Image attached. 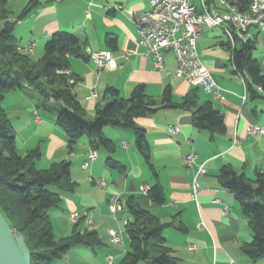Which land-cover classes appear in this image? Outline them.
I'll use <instances>...</instances> for the list:
<instances>
[{
	"label": "crops",
	"instance_id": "0c3cea01",
	"mask_svg": "<svg viewBox=\"0 0 264 264\" xmlns=\"http://www.w3.org/2000/svg\"><path fill=\"white\" fill-rule=\"evenodd\" d=\"M189 3L198 13L203 6L209 12L222 10L217 0ZM28 7V13L21 17ZM5 8L7 20L14 23L13 34L21 52L31 58L42 55L45 44L57 32L78 37L84 58H69L70 72L79 78L72 90L88 118H93L96 108L108 101L104 94L109 87L127 98L134 87L143 85L147 96L159 102L165 87L170 86L174 104L181 103L193 87L175 75L176 61L171 51H164L163 69L157 70L152 56L138 45L135 16L150 9L148 0H6ZM3 25L4 21H0V29ZM250 31L254 43L252 58L264 73V33L256 27ZM107 38L115 40L113 48ZM237 42L232 43L218 28H202L197 40V50L222 96L215 98L198 89V104L211 102L223 115L225 131L209 134L194 127L190 111L160 108L135 119L136 125L144 129L147 162L131 129L105 126L102 133L111 149L98 146L95 160L84 169L82 164L91 149L88 138H80L68 151L66 134L55 124V112L38 109L37 94L27 86L6 93L2 107L14 129L17 152L24 155L37 148L41 153L36 162L39 169L54 162H70L75 189L60 193V202L49 210L55 237L71 234L78 221L72 223L69 216L78 213V230L95 231L100 239L94 247L70 248L51 264H119L129 250V239L124 234L129 219L124 205L128 196H134L138 206L161 223H172L163 230L162 237L177 264H264V258L251 260L242 253L241 247L251 242L252 233L233 194L221 188L218 180L223 166L251 181L257 171L264 172V133L247 132L250 125L264 129V98H252L243 77L235 74L231 52L239 46ZM30 45L33 50L27 53ZM89 51L111 52L116 68L96 69ZM255 52L261 54L254 56ZM92 92L97 94L94 99ZM172 127L177 130L171 132ZM192 152L197 157L188 166L184 158ZM108 159L116 167H111ZM201 165L206 172L196 178L198 194L194 199L192 187ZM98 179L104 180L105 185L99 186L95 182ZM154 185L163 192L160 205L152 203L148 190H142ZM111 194L120 195L122 210L117 218L108 212ZM87 221L92 223L88 225ZM108 229L120 233L121 244H112Z\"/></svg>",
	"mask_w": 264,
	"mask_h": 264
},
{
	"label": "trees",
	"instance_id": "16d2710c",
	"mask_svg": "<svg viewBox=\"0 0 264 264\" xmlns=\"http://www.w3.org/2000/svg\"><path fill=\"white\" fill-rule=\"evenodd\" d=\"M249 1L230 0L241 11L247 8ZM5 4L6 0H0V21H4L0 29V213L9 229L23 237L30 252L31 264H51L70 248L94 247L100 239L95 231L80 232L79 221L72 227L69 236L55 237L49 210L60 202V193L75 189L70 162H54L46 169H39L36 162L41 154L37 148L24 155L17 152L15 132L2 107L8 91L27 86L37 94V108L55 112V124L65 132L69 151L82 137L89 139L93 150L98 146L110 150V141L103 136L102 130L105 126L121 127L134 132L136 146L147 162L144 129L136 125L135 119L160 108L180 107L190 111L194 127L209 134H221L225 126L222 113L213 108L211 102L198 104V87H192L179 104L171 101L170 86L165 87L159 102L147 96L143 85L134 87L127 98L109 87L104 94L108 101L96 108L93 118H88L72 90L79 78L70 72L69 58H84L78 37L72 33L57 32L45 44L43 56L32 60L18 46L13 34L14 23L7 20ZM28 10L29 7L24 9L21 17ZM106 41L111 48L114 47V39L107 38ZM236 41L239 46L231 52L235 74L243 77L252 98H264V73L251 55L254 43L251 39ZM258 86L262 95L256 89ZM51 101L57 105L49 107ZM108 164L116 167L110 159ZM218 180L221 188L233 194L252 233L251 242L241 247L242 253L251 260L264 258V172L257 171L251 181L231 167L223 166ZM147 195L154 204L160 205L164 200L159 185L150 187ZM124 205L129 216L125 226L129 250L119 264H177L162 237L163 230L172 223H161L157 217L139 207L134 196H128Z\"/></svg>",
	"mask_w": 264,
	"mask_h": 264
},
{
	"label": "built area",
	"instance_id": "2783aa9c",
	"mask_svg": "<svg viewBox=\"0 0 264 264\" xmlns=\"http://www.w3.org/2000/svg\"><path fill=\"white\" fill-rule=\"evenodd\" d=\"M217 1L222 10L209 12L203 6L202 11L198 13L190 5L189 0H148L150 9L136 15L135 22L137 26V43L145 49L146 54L152 56L155 69H163V53L164 51H171L176 61V76L184 79L191 86L198 87L204 93L222 99L220 88L212 74L205 67L197 50L200 31L202 28H218L232 43L236 40L246 42L251 39L250 29L252 27H256L264 33V0H250L244 11L239 10L235 4L228 0ZM32 50L33 45H30L27 53H31ZM88 56L98 70H112L117 66L109 51H89ZM123 58L126 59L127 56L124 55ZM257 90L262 91L260 86L257 87ZM96 97L97 94L92 92L91 98ZM243 99H245V96H243ZM169 130L175 132L177 129L172 127ZM247 132L250 134H263L264 129L257 125H250ZM196 157L195 153H189L184 158L185 164L192 165ZM95 158V150L90 149L88 158L82 164V168H87ZM205 172L203 165L196 172L192 187V197L194 199L198 194L196 178ZM90 181L93 180L90 178ZM95 182L99 186L105 185L102 179ZM142 190L146 191L148 188H142ZM107 206L109 215L112 218H117L118 213L122 210L120 195L111 194L108 197ZM69 217L72 223L79 221L80 218L78 213H71ZM91 223V221H87L88 225ZM107 234L112 244L119 245L122 243V237L116 230L108 229ZM108 260L111 261L112 257L110 256Z\"/></svg>",
	"mask_w": 264,
	"mask_h": 264
},
{
	"label": "water",
	"instance_id": "95a60500",
	"mask_svg": "<svg viewBox=\"0 0 264 264\" xmlns=\"http://www.w3.org/2000/svg\"><path fill=\"white\" fill-rule=\"evenodd\" d=\"M0 264H31L30 252L23 237L9 229L1 213Z\"/></svg>",
	"mask_w": 264,
	"mask_h": 264
},
{
	"label": "rangeland",
	"instance_id": "374dc122",
	"mask_svg": "<svg viewBox=\"0 0 264 264\" xmlns=\"http://www.w3.org/2000/svg\"><path fill=\"white\" fill-rule=\"evenodd\" d=\"M260 54H261L260 52H258V53L255 52L254 56H256V55H260ZM42 56H43V54H42V55H37V56H35V57H32L31 59H32V60H39ZM50 103H51L50 105H52V106L57 105L55 102H52V101H51ZM68 151H69V150H68ZM40 154H41V153H40ZM50 165H51V164H50ZM50 165H49V166H50ZM49 166H48V167H49ZM48 167H47V168H48ZM45 169H46V168H45ZM124 234H126V233H124ZM124 234H123V235H124ZM66 237H67V236H66ZM124 237H125V239H127L126 236H124ZM62 238H63V237H62ZM117 263H118V262H115L114 264H117ZM141 264H147V263L143 262V263H141Z\"/></svg>",
	"mask_w": 264,
	"mask_h": 264
}]
</instances>
